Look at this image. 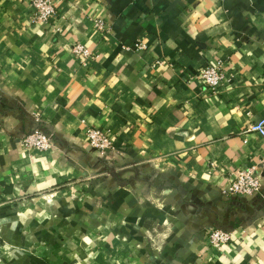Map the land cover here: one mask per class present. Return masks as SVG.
Segmentation results:
<instances>
[{
	"label": "crops",
	"instance_id": "0c3cea01",
	"mask_svg": "<svg viewBox=\"0 0 264 264\" xmlns=\"http://www.w3.org/2000/svg\"><path fill=\"white\" fill-rule=\"evenodd\" d=\"M33 13L0 0V264H264V136L249 130L264 120V0H59L47 24ZM216 60L230 80L213 92L200 72ZM37 127L47 152L24 148ZM250 167L262 192L225 193ZM212 228L230 241L211 246Z\"/></svg>",
	"mask_w": 264,
	"mask_h": 264
},
{
	"label": "built area",
	"instance_id": "2783aa9c",
	"mask_svg": "<svg viewBox=\"0 0 264 264\" xmlns=\"http://www.w3.org/2000/svg\"><path fill=\"white\" fill-rule=\"evenodd\" d=\"M59 0H31L34 13L33 23L47 24L55 17ZM94 25L97 30L104 31L105 24L102 20H95ZM136 50L145 49L142 42L134 44ZM72 52L86 64V61L92 57L90 50L82 43L78 42L72 46ZM158 60L157 63H161ZM200 77L209 89L216 92L219 87L227 80L225 66L222 60H216L201 69ZM250 131L259 132L264 136V120L249 127ZM86 137L90 145L101 153L108 152L112 147V140L107 132L89 127L86 129ZM24 148L33 152H47L52 147V139L47 131L37 127L22 136ZM262 192V184L259 176L255 174V167L238 169L234 172L233 177L225 193L234 196H258ZM231 232L223 228H212L208 232L209 243L215 248H221L231 239Z\"/></svg>",
	"mask_w": 264,
	"mask_h": 264
}]
</instances>
